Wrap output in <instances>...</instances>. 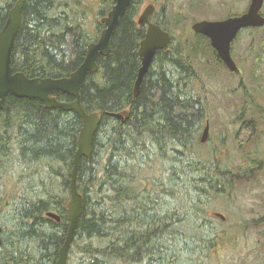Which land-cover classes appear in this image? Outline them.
Instances as JSON below:
<instances>
[{
  "label": "trees",
  "instance_id": "trees-1",
  "mask_svg": "<svg viewBox=\"0 0 264 264\" xmlns=\"http://www.w3.org/2000/svg\"><path fill=\"white\" fill-rule=\"evenodd\" d=\"M17 1L0 0V32ZM159 1L131 0L110 54L98 57V72L89 74L82 88V107L99 114L101 122L92 157L82 160L78 173L84 214L67 264H211L214 252L232 242L226 221L214 215V204L229 201L252 178L251 169H236L231 178L230 166L198 153L217 102L200 65L205 58V72L216 77L217 58L206 37L175 38L173 29L184 17L173 10L151 17L172 40L167 51L156 54L134 96L138 51L146 35L138 17L146 2ZM113 6L114 0H24L14 71L28 78L70 77L105 30L101 20ZM254 30H261L254 40L259 63L264 28ZM58 100L74 101L67 95ZM250 106L248 97L245 111ZM81 129L72 112L48 109L37 100H5L0 264H57L69 229L72 161Z\"/></svg>",
  "mask_w": 264,
  "mask_h": 264
},
{
  "label": "rangeland",
  "instance_id": "rangeland-1",
  "mask_svg": "<svg viewBox=\"0 0 264 264\" xmlns=\"http://www.w3.org/2000/svg\"><path fill=\"white\" fill-rule=\"evenodd\" d=\"M149 4L143 5L141 14ZM249 4L250 0H160L154 3L156 12L164 10L167 16L173 10L184 17L183 23L173 29L179 41H184L189 33L194 34L191 27L195 22L224 20L231 13L241 15ZM257 31H242L232 44V55L239 65L237 74L232 75L216 61L219 75H208L204 67L207 60L202 58L200 70L203 81L217 99L210 120L209 138L206 144L200 143L198 150L203 159L216 157L228 166L243 164L244 160L240 159L242 152L234 149L233 136L264 135V58L259 59L258 65L253 61L256 51L254 40L261 30ZM246 93L247 98L251 97L248 111L244 109ZM255 177L258 179L251 184L241 183V188L229 201L220 200L214 204L215 213L226 218L232 242L219 253L214 252L211 264H264V236H261L264 225L259 222L264 215V170Z\"/></svg>",
  "mask_w": 264,
  "mask_h": 264
},
{
  "label": "water",
  "instance_id": "water-1",
  "mask_svg": "<svg viewBox=\"0 0 264 264\" xmlns=\"http://www.w3.org/2000/svg\"><path fill=\"white\" fill-rule=\"evenodd\" d=\"M131 0H114V6L109 14L101 20L105 30L97 42L87 49L84 63L70 77L63 79L28 78L24 73L15 72L12 65V54L16 39L21 29L23 19L24 0H18L10 11L5 26L0 32V111L8 97L37 100L48 109H59L76 114L81 122L82 129L79 135L77 150L72 161L71 172V201L68 204L69 229L65 243L60 250L57 264H67L69 251L73 243L79 220L84 214L83 197L78 191V173L83 159H91L93 142L100 126L101 116L97 113L87 114L81 104V91L89 74L98 72L97 59L110 54L111 39L125 15ZM264 0H250L247 11L235 17L220 21H199L192 25V31L206 37L219 59L232 72L238 71L232 55L231 46L239 33L248 28H263L264 16L262 9ZM154 5H148L138 19V25L146 29L144 40L140 43L138 55L141 67L134 87V96L138 97L142 82L150 66L159 52L167 51L171 43V35L163 31L158 25L150 22L154 14ZM60 95H67L74 99L72 102L58 100ZM123 119L122 115H112ZM210 135V124L206 125L200 142L205 144ZM47 217L59 223L61 217L56 213H48ZM215 217L225 220L222 214ZM2 229L0 228V245L2 243Z\"/></svg>",
  "mask_w": 264,
  "mask_h": 264
},
{
  "label": "flooded vegetation",
  "instance_id": "flooded-vegetation-1",
  "mask_svg": "<svg viewBox=\"0 0 264 264\" xmlns=\"http://www.w3.org/2000/svg\"><path fill=\"white\" fill-rule=\"evenodd\" d=\"M248 30V29H246ZM244 31V30H243ZM215 57L217 58V61L219 64L222 65V67L228 69L224 63L219 59L217 53L214 54ZM254 57H253V61L254 64L258 65V63L256 62V57L258 55V53H253ZM232 58L236 64V66L238 67V71L235 73H232L229 69V71L231 72V74H237L239 72V65L236 62L234 56L232 55ZM264 58V57H263ZM234 139V149L237 152H242L240 159L244 160L243 164H239L237 166H233L232 164L229 165L230 166V177L234 178L235 174L234 171L237 170H250L251 172V179L247 180V184H251L253 182L256 181V179H258V177L256 178L255 176L259 173L262 172L264 170V149H262V144L264 143V135H234L233 136ZM240 140V141H239ZM204 145V144H202ZM259 222L261 223V225H264V215L259 219ZM261 236H264L261 235Z\"/></svg>",
  "mask_w": 264,
  "mask_h": 264
}]
</instances>
